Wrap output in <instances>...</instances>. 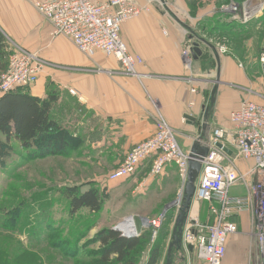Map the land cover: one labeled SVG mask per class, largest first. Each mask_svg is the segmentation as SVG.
Returning <instances> with one entry per match:
<instances>
[{"label": "rangeland", "instance_id": "rangeland-1", "mask_svg": "<svg viewBox=\"0 0 264 264\" xmlns=\"http://www.w3.org/2000/svg\"><path fill=\"white\" fill-rule=\"evenodd\" d=\"M164 1L172 10L180 4V12L177 10L176 13L179 16L182 9L188 10L187 2L192 1L195 8L196 2L198 4L201 0ZM206 1L220 10L229 5L236 7L234 13L225 11L229 13L227 15L231 21L224 22L221 29L210 27L208 30L206 27L202 34L214 44L220 57L229 58L243 71L247 80L244 86L247 98L258 100L255 96H264L261 68V56L264 53V1L261 3V13L251 17L245 15L248 7L256 6L250 4V0ZM138 3L148 10L151 7L158 10L164 8L160 0H138ZM243 19L247 22L244 23ZM43 24L45 22L26 0H0V30L6 39V65L13 52H37L43 66V73L41 71L40 74L52 82L47 84V95L51 92L57 97L53 104L54 118L65 129V66L57 64L56 57L50 58L53 41L48 35H42L45 31ZM209 56L210 62L203 68H206L204 71H212L215 78L216 63L213 62L211 51ZM47 73L50 74L48 77ZM208 96L205 106L209 103ZM216 103L217 97L214 107ZM213 110L211 108L209 112ZM67 133L69 135L70 131ZM78 143L77 140L69 141L63 153L39 156L30 154L31 151L22 147L16 139L6 142L0 136V264H90L96 259L92 256L93 252L99 251V243L94 241L99 230L113 228L127 218L134 219L140 230L141 218L157 217L166 211L165 203L179 197L181 189L179 191L178 188L179 185L182 188V181L176 168H171L170 175L164 177L159 186L147 190L145 195L140 188L145 173L139 172L126 183L106 181L107 176L123 162L133 147L116 168H105L104 165H94L92 158L84 157L81 154L83 150L77 147ZM91 187L96 188L101 195V210L93 213L88 208H81L72 215L64 191L69 188L84 191ZM203 203L200 206H206ZM173 210H177L176 206L168 209L164 224L155 234L154 228L150 227V232L146 229L148 238L139 247L141 250L136 264H147L151 246L161 240L164 241L157 264L165 263L174 223ZM73 246L79 251H73ZM178 257V253L173 255L172 264H182ZM191 262L199 264L200 261L191 257Z\"/></svg>", "mask_w": 264, "mask_h": 264}, {"label": "crops", "instance_id": "crops-1", "mask_svg": "<svg viewBox=\"0 0 264 264\" xmlns=\"http://www.w3.org/2000/svg\"><path fill=\"white\" fill-rule=\"evenodd\" d=\"M191 2H187L188 10L182 9L183 15L176 14L177 10L180 12V4L171 10L201 36H204L202 32L206 27L208 30L210 27L221 29L224 22L231 21V17L227 15L229 13L208 4L206 0L198 1V4L196 2L195 8ZM44 26L46 32L43 31L42 35H48L53 41L50 58L56 57V63L65 66V130L70 131L69 135L75 141H79L77 147L83 150L81 154L84 157L92 158L94 165L96 163L105 168H116L136 143L154 134L158 113L176 129L181 147L189 150L193 140L200 134L206 95L209 94V99L216 78L212 71H204L206 68H203L210 62V51L212 54L213 52L200 42L202 55L196 60L190 56L191 64L186 67L181 56L182 49L197 40L190 37L189 31L164 8L158 10L151 7L121 27L120 36L128 50L138 54L143 60L137 66L136 76L125 72L117 59L103 53L97 52L93 58L87 57L68 39L52 37L49 24L45 22ZM212 58L216 63L217 76V61L215 57ZM219 60L221 82L216 92L217 103L212 107L215 111H211L208 118L211 129L213 125L226 124L230 110L238 107L243 100L264 103L262 95L255 96L258 100L247 98L244 92L247 80L242 70L230 62L229 58L219 56ZM41 75L26 90L33 96L45 98L47 84L52 82ZM48 75L50 74L47 73L46 77ZM186 114L195 117L196 122L189 123L191 119L185 118ZM51 116L60 124L54 118L53 107ZM227 153L229 156L234 155L231 149ZM151 161L152 157L147 158L133 176L114 184L126 183L139 172L145 173L140 188L146 195L147 190L159 186L160 181L170 175L171 168H176L168 165L162 176H152L148 171ZM251 164L250 160L243 159L236 162L240 171L247 170ZM230 192L243 196L246 189L242 184H237ZM173 201L164 204L166 212L174 207L169 206ZM203 204L206 206L201 205L199 208L200 220L213 223L208 204ZM176 212L177 210H173V214ZM231 220L237 225V232L229 236L222 264H259L258 246L249 215L235 214ZM176 253L178 260L187 264L188 256L180 249L175 250L173 255Z\"/></svg>", "mask_w": 264, "mask_h": 264}, {"label": "built area", "instance_id": "built-area-1", "mask_svg": "<svg viewBox=\"0 0 264 264\" xmlns=\"http://www.w3.org/2000/svg\"><path fill=\"white\" fill-rule=\"evenodd\" d=\"M26 1L49 24L52 37L68 39L89 58L97 52L113 57L121 63L125 72L138 75L137 66L143 60L128 50L120 36L125 22L148 11L137 0ZM222 10L234 13L237 9L229 5ZM243 22L247 21L243 19ZM190 46L181 52L186 67L191 64ZM261 63H264V53ZM42 68L36 52H13L0 75V96L35 84ZM177 134L176 129L158 113L154 134L135 144L106 181L116 182L133 176L139 166L152 157L149 171L152 176L162 175L168 165L176 167L182 181L181 197L187 175L188 150L181 147ZM209 146L210 151L202 161L193 202L182 231L181 248L188 256L187 264H192L191 256L203 264H222L229 236L237 232V225L231 217L240 213L249 215L258 246L259 264H264V103L243 100L238 107L230 110L226 124L212 126ZM228 149L233 150V156H229ZM238 159L250 160L252 164L247 170L240 171L236 165ZM237 184L245 187V195L231 194V188ZM179 197L174 205L176 208L180 205ZM201 202L208 204L213 223L200 220ZM165 214L166 211L153 219L141 218L140 230L131 218L124 219L113 229L128 238L137 237L150 227L154 228L155 234Z\"/></svg>", "mask_w": 264, "mask_h": 264}, {"label": "trees", "instance_id": "trees-1", "mask_svg": "<svg viewBox=\"0 0 264 264\" xmlns=\"http://www.w3.org/2000/svg\"><path fill=\"white\" fill-rule=\"evenodd\" d=\"M5 42V36L0 30V72L7 67ZM56 99L55 93L50 92L47 97L41 98L31 95L26 88L0 96V136L4 137L6 142L12 138L16 139L22 147L31 151L30 154L45 156L63 153L69 141L73 142L75 139L51 116ZM33 150L35 152H32ZM64 194L69 200V211L72 215L81 208H88L93 213L102 208L101 195L94 187L84 191L69 188ZM148 229L150 232L151 228ZM147 231L145 229L137 237L128 238L113 228L99 230L94 240L99 243V251L93 252L92 256L96 259L90 261V264H136L141 250L139 247L148 238ZM163 241H157L151 246L147 264L158 263ZM71 248L73 251H79L76 246Z\"/></svg>", "mask_w": 264, "mask_h": 264}, {"label": "water", "instance_id": "water-1", "mask_svg": "<svg viewBox=\"0 0 264 264\" xmlns=\"http://www.w3.org/2000/svg\"><path fill=\"white\" fill-rule=\"evenodd\" d=\"M163 4L164 9L168 12V14L176 20L180 25L185 27L189 33L190 37H194L197 41L192 42L190 46V53L194 60L198 59L199 56L202 55V50L199 47V43L205 44L209 47L213 55L217 61V76L214 79V85L211 90V95L209 98V103L204 106L203 108V121L201 122V130L200 134L197 138L193 140L191 146L188 150V160H187V175L186 180L183 185L182 195L180 205L177 208V212L175 214L171 239L168 242L167 250H166V257L164 264H172L173 253L175 250H179L181 248V241H182V231L183 226L186 222L188 213L190 211L194 193L196 191V182L199 177L201 168H202V161L208 155L210 151L209 146V133L211 130V123L208 121L210 110L213 107L215 102V96L218 89V86L221 82L219 68H220V60H219V53L217 48L214 46L213 43L208 41L205 37L199 35L195 30H193L190 26L185 24L172 10L166 5L164 0H160ZM264 0H250L249 3H253L255 5L262 3ZM263 73H264V63L261 64ZM187 119H191L189 123L193 124L196 122V118L190 115L184 116ZM176 199L169 204V206L176 205ZM191 248V247H190Z\"/></svg>", "mask_w": 264, "mask_h": 264}, {"label": "bare ground", "instance_id": "bare-ground-1", "mask_svg": "<svg viewBox=\"0 0 264 264\" xmlns=\"http://www.w3.org/2000/svg\"><path fill=\"white\" fill-rule=\"evenodd\" d=\"M262 9V6H261V3L253 8H247V14H250V15H254L255 13L259 12L260 10ZM181 199V197H179ZM180 250H182V248H180Z\"/></svg>", "mask_w": 264, "mask_h": 264}]
</instances>
